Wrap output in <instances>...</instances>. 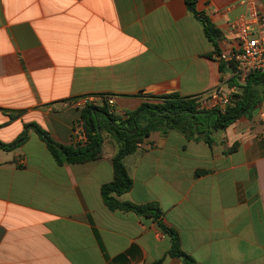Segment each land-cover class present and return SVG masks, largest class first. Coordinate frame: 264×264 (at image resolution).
I'll return each instance as SVG.
<instances>
[{
  "label": "crops",
  "instance_id": "crops-1",
  "mask_svg": "<svg viewBox=\"0 0 264 264\" xmlns=\"http://www.w3.org/2000/svg\"><path fill=\"white\" fill-rule=\"evenodd\" d=\"M241 1L196 0L219 32L214 44L184 0H0V144L35 124L72 145L82 101L123 117L147 96L238 92L234 66L217 57L236 47L228 23ZM261 112L264 100L210 147L151 133L124 158L133 185L117 199L157 204L196 264H264ZM103 137L100 159L84 164L58 165L32 129L0 149V264H183L151 218L104 205L118 146Z\"/></svg>",
  "mask_w": 264,
  "mask_h": 264
},
{
  "label": "trees",
  "instance_id": "trees-1",
  "mask_svg": "<svg viewBox=\"0 0 264 264\" xmlns=\"http://www.w3.org/2000/svg\"><path fill=\"white\" fill-rule=\"evenodd\" d=\"M184 1L188 11L200 21L206 37L215 44L216 39L219 38V32L206 16L197 12L196 0ZM223 68L224 65H221L220 70ZM237 87L239 91L231 97V105L225 108L218 106L201 108V98L181 97L178 94L147 96L153 101L152 103H142L135 111L126 113L123 117L115 115L107 102L100 107L87 104L80 112V121L86 136L84 144L59 145L39 126L28 124L24 126L17 141L9 145L0 144V149L13 150L26 140L27 131L32 129L44 142L58 165L84 164L99 160L103 134L112 136L118 149L111 161L113 179L100 188L104 205L110 211L132 212L140 217L151 218L157 227L172 240V246L167 255L180 258L183 264H196L180 249L177 234L162 224V212L157 204L136 205L117 199L128 193L133 185L123 160L134 153L155 131L164 134L173 130L188 140L202 142L210 147L214 133L224 130L242 117H251L260 107L264 100V74H251L244 85ZM161 262L160 260L153 264Z\"/></svg>",
  "mask_w": 264,
  "mask_h": 264
},
{
  "label": "built area",
  "instance_id": "built-area-1",
  "mask_svg": "<svg viewBox=\"0 0 264 264\" xmlns=\"http://www.w3.org/2000/svg\"><path fill=\"white\" fill-rule=\"evenodd\" d=\"M241 5L245 8L244 13L228 23L229 31L235 35L236 47L229 55H219L217 59L234 66L239 84L244 85L249 75L264 74V13L258 8L256 0H243ZM235 93H223L219 89L213 95V101L204 99L200 102L201 108H225L231 105V97ZM87 104L85 101L77 103L82 108ZM260 118L264 119V113H260ZM72 141L73 144L86 142L82 124L74 126Z\"/></svg>",
  "mask_w": 264,
  "mask_h": 264
},
{
  "label": "rangeland",
  "instance_id": "rangeland-1",
  "mask_svg": "<svg viewBox=\"0 0 264 264\" xmlns=\"http://www.w3.org/2000/svg\"><path fill=\"white\" fill-rule=\"evenodd\" d=\"M241 86H242V85H241ZM235 92H236V91H235ZM236 93H237V92H236ZM236 93H235V94H236ZM204 99H205L206 101H208V99H207V98H203V99H201V101H203Z\"/></svg>",
  "mask_w": 264,
  "mask_h": 264
}]
</instances>
